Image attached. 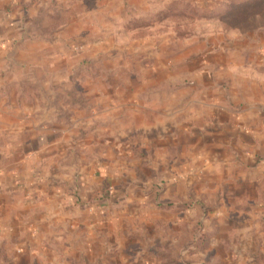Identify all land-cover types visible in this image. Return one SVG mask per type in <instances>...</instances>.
Masks as SVG:
<instances>
[{
  "label": "rangeland",
  "instance_id": "374dc122",
  "mask_svg": "<svg viewBox=\"0 0 264 264\" xmlns=\"http://www.w3.org/2000/svg\"><path fill=\"white\" fill-rule=\"evenodd\" d=\"M0 4V264H264V0Z\"/></svg>",
  "mask_w": 264,
  "mask_h": 264
},
{
  "label": "crops",
  "instance_id": "0c3cea01",
  "mask_svg": "<svg viewBox=\"0 0 264 264\" xmlns=\"http://www.w3.org/2000/svg\"><path fill=\"white\" fill-rule=\"evenodd\" d=\"M8 7V3H7ZM10 12L7 10L3 9L1 4H0V52L1 53H6L7 51L4 50V48H7L9 44V39L7 36L9 35V29L11 26H17L18 23L17 21H12L13 19L11 18ZM13 27L11 29H13ZM4 50V52H3ZM41 143H45L46 137H39ZM259 137H248L245 136V143H252L254 141H258ZM1 143V141H0ZM30 146H28L27 152L30 151ZM11 154L8 150H6L4 147H1L0 144V210H6L7 209V201L5 200L9 194L13 190H26L28 187V184L31 183L29 179L21 178L22 180H13V173L15 168H11L10 165L6 167L7 165L4 163L5 159H10ZM263 159V158H262ZM10 161V160H9ZM13 162L12 160L10 163ZM248 161L245 162V165L249 166L247 164ZM12 166L16 167V162L11 163ZM4 166V167H3ZM254 166V165H253ZM32 176V175H31ZM254 176V177H253ZM10 179V181L8 180ZM253 183L255 184L256 188H259V183L263 182L262 188H264V164L263 165H258L257 169L255 168L252 171H248L245 169V183ZM253 186V185H251ZM27 251V246L24 244L18 248H15L16 253H25Z\"/></svg>",
  "mask_w": 264,
  "mask_h": 264
}]
</instances>
